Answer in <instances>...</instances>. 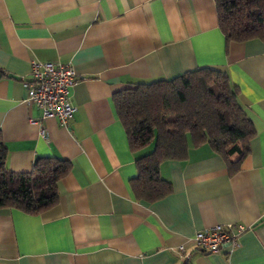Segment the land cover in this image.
I'll use <instances>...</instances> for the list:
<instances>
[{
	"label": "crops",
	"instance_id": "obj_1",
	"mask_svg": "<svg viewBox=\"0 0 264 264\" xmlns=\"http://www.w3.org/2000/svg\"><path fill=\"white\" fill-rule=\"evenodd\" d=\"M32 61L75 69L66 127L26 101ZM200 67L227 74L255 131L248 152L231 174L207 143L189 141L185 159L160 165L171 192L142 202L113 97ZM0 132L14 173L37 157L70 163L50 209H0V264H264V42L227 44L214 0H0ZM227 224L248 228L236 249L177 253Z\"/></svg>",
	"mask_w": 264,
	"mask_h": 264
},
{
	"label": "trees",
	"instance_id": "obj_2",
	"mask_svg": "<svg viewBox=\"0 0 264 264\" xmlns=\"http://www.w3.org/2000/svg\"><path fill=\"white\" fill-rule=\"evenodd\" d=\"M219 28L226 43L258 39L264 42V0H214ZM117 116L129 146L136 153L134 196L156 201L171 192L160 175L161 163L182 160L189 141L207 143L235 173L255 134L238 104L227 74L200 67L168 79L138 81L114 97ZM7 149L0 132V209L17 208L29 214L57 203L58 181L70 163L57 156L37 157L30 172L6 168Z\"/></svg>",
	"mask_w": 264,
	"mask_h": 264
},
{
	"label": "built area",
	"instance_id": "obj_3",
	"mask_svg": "<svg viewBox=\"0 0 264 264\" xmlns=\"http://www.w3.org/2000/svg\"><path fill=\"white\" fill-rule=\"evenodd\" d=\"M77 78L70 63L32 61L29 76L22 81L26 101L41 111L43 119L55 118L66 127L76 110L71 99V88ZM247 229L241 224L214 225L197 231L191 239L190 249L180 244L176 251L185 259L195 251L216 253L222 248L231 251L239 246V237Z\"/></svg>",
	"mask_w": 264,
	"mask_h": 264
}]
</instances>
